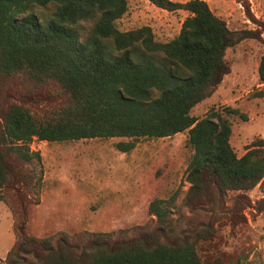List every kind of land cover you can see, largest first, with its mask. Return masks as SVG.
I'll return each mask as SVG.
<instances>
[{
    "label": "trees",
    "instance_id": "1",
    "mask_svg": "<svg viewBox=\"0 0 264 264\" xmlns=\"http://www.w3.org/2000/svg\"><path fill=\"white\" fill-rule=\"evenodd\" d=\"M149 1L189 12L172 39L155 40L148 25L119 30L115 22L127 10V0H0V85L22 73L36 83L53 81L63 92L60 103L40 115L17 102L0 107V201L11 210L15 236L3 264H223L217 256L204 261L197 250L200 239L213 236L211 224L168 238L176 222L170 215L174 196L151 200L154 225L127 238L96 233L77 244L65 234L25 233L27 206L37 202L40 185L27 167L41 158L30 148L33 139L125 137L115 147L127 152L139 138L186 131L192 153L183 203L190 208L212 187L223 193L250 190L263 178L264 138H254L241 156L230 144L225 115L234 109L211 108L200 119L190 113L228 73L226 49L260 32L231 30L205 0ZM236 1L250 21L259 23L248 0ZM49 3L54 9L45 20L31 11ZM82 20L92 21L83 38L77 28ZM258 74L264 84V52ZM256 94L264 96V90ZM260 206L264 211V200Z\"/></svg>",
    "mask_w": 264,
    "mask_h": 264
},
{
    "label": "rangeland",
    "instance_id": "2",
    "mask_svg": "<svg viewBox=\"0 0 264 264\" xmlns=\"http://www.w3.org/2000/svg\"><path fill=\"white\" fill-rule=\"evenodd\" d=\"M205 1L231 30L260 32L258 38H245L226 49L228 73L214 92L190 111L200 119L211 108L234 109L236 112L225 116L231 122L230 144L241 156L254 138H264V96L256 94L264 90L258 74L264 52V0H248L259 23L250 21L236 0ZM53 9L51 3L31 7L41 20L49 18ZM188 15L186 10L168 11L149 0H127V10L115 23L121 31L148 25L155 40L168 41L179 33ZM91 25V20L78 23L81 38L89 33ZM0 94V107L17 102L35 115L45 113L63 99L55 82L36 83L22 73L4 78ZM186 138V131L168 137L139 138L127 152L115 147L116 142L127 140L125 137L53 142L33 139L30 148L39 151L41 158L27 167L40 179V185L34 196L37 202L27 206L25 233L36 237L65 234L77 244L96 233L110 234L112 240L127 238L136 235L141 227L154 225V216L148 212L151 200L174 196L170 215L176 222L168 238L187 236L211 224L213 236L197 242L201 259L217 256L223 264H264V211L260 206L264 200V176L250 190L223 193L212 187L190 208L183 203L192 153ZM6 207L8 212L0 217V264L15 239L14 218Z\"/></svg>",
    "mask_w": 264,
    "mask_h": 264
},
{
    "label": "crops",
    "instance_id": "3",
    "mask_svg": "<svg viewBox=\"0 0 264 264\" xmlns=\"http://www.w3.org/2000/svg\"><path fill=\"white\" fill-rule=\"evenodd\" d=\"M8 212V209L6 207V205L0 201V217L1 216H5V214ZM11 238L10 235H8V239ZM12 244V243H11ZM10 244V245H11ZM7 252V251H6ZM6 254V253H5Z\"/></svg>",
    "mask_w": 264,
    "mask_h": 264
}]
</instances>
